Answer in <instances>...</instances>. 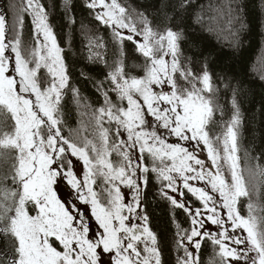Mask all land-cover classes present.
Returning <instances> with one entry per match:
<instances>
[{
	"label": "snow or ice",
	"instance_id": "obj_1",
	"mask_svg": "<svg viewBox=\"0 0 264 264\" xmlns=\"http://www.w3.org/2000/svg\"><path fill=\"white\" fill-rule=\"evenodd\" d=\"M69 4L65 0L66 8ZM86 6L112 30L118 45V59L106 76L109 86L98 88L103 104L96 109L69 84L64 50L45 3L21 0L7 31V13L0 10V157L5 165L0 264H161L141 202L150 173L161 181L162 195L190 218V229L177 234L181 264H198V254L189 248L198 253L206 237L218 248L219 264H264V205L253 202L258 189L248 188L240 167L235 97L223 132L213 134L223 109L212 74L182 65L183 31L175 25L161 29L120 0H87ZM194 7L193 0L177 5L184 11ZM240 8L229 0V13ZM25 15L31 18L34 46L22 40ZM125 40L143 58L134 66L139 74L125 70ZM94 48H103L102 41H90L89 59H103ZM69 92L80 115L87 116V122H79L78 139L62 132ZM201 145L210 165L196 154ZM72 158L82 162V174ZM256 168L264 176V166ZM61 184L71 199L62 198ZM122 186L130 190L127 197ZM184 190L199 206L184 199ZM241 197L249 198L247 216L241 215Z\"/></svg>",
	"mask_w": 264,
	"mask_h": 264
},
{
	"label": "trees",
	"instance_id": "obj_2",
	"mask_svg": "<svg viewBox=\"0 0 264 264\" xmlns=\"http://www.w3.org/2000/svg\"><path fill=\"white\" fill-rule=\"evenodd\" d=\"M42 2L49 10V22L64 50L70 86L79 89L83 103H87L92 109L99 108L103 104V96L98 88L101 84L103 88H108L107 73L118 59V45L113 39L112 30L95 19V10L86 6L87 0H70L67 8L65 0ZM120 2L134 10V13H143L161 29L175 25L183 31L182 65L196 74L205 69L212 74L216 100L223 109L222 119L219 113L216 115L213 134L223 132L224 124L233 114L232 100L235 97L241 121L238 138L240 167L248 188L258 189L253 194V202L264 205V176H260L256 168L257 164L264 166V0H231L233 4H240L239 13L228 12L229 0H193L195 7L187 11L177 8L179 0ZM20 3L21 0H0V10L7 13L6 31L13 26L15 6ZM132 18L137 21L139 28V18L135 14ZM73 19L74 23L71 22ZM8 34L11 36L14 32ZM22 40L25 46H34L33 25L28 15L24 17ZM90 41H102L103 48H94L93 51H99L103 59H89ZM123 49L125 70H133L134 74H139L140 69L134 66L141 64L143 58L135 53L130 41H124ZM65 99V124L62 132L65 136L78 139L79 122H87V116L80 115L82 109L73 101L71 92ZM91 138L89 135V139ZM72 159L74 167L82 165V162ZM113 159H116L115 154ZM221 164L225 177L230 179V170L223 161ZM4 167L3 158L0 157V172ZM100 184L101 181L97 180V191H100ZM161 188V181L150 173L148 185L141 194V202L149 215V226L156 235L161 264H181L184 253L178 247L177 234L180 232L182 235L183 229H190L191 221L183 209L173 206L162 195ZM184 191V199L199 206L195 197L187 193V190ZM60 194L63 199H67L63 189ZM248 202V197H241V215L247 216ZM189 250L194 255L198 254V264H219L218 248L207 237L203 239L198 253L191 247Z\"/></svg>",
	"mask_w": 264,
	"mask_h": 264
},
{
	"label": "rangeland",
	"instance_id": "obj_3",
	"mask_svg": "<svg viewBox=\"0 0 264 264\" xmlns=\"http://www.w3.org/2000/svg\"><path fill=\"white\" fill-rule=\"evenodd\" d=\"M170 140H173V138H169ZM191 150V149H190ZM196 154L199 156V158L203 159L206 163V165H210L211 164V161L208 159V155H207V151L206 149L201 145L200 148H198L196 150ZM76 159V158H75ZM75 170L77 171L78 174H82L83 172V166L80 164L79 166H75ZM60 188V192L61 190L63 189V192H65V194L67 195V199H71L70 195H69V190L68 188L64 185V184H61L59 186ZM122 191L125 192L126 194V197L128 196L129 194V189H126V188H122ZM172 195H175L173 193H171ZM88 206H84V208H87ZM211 231H215L216 230V226H211ZM238 233H240L241 236L245 235V233H243L241 230H237ZM233 264H236V262H233Z\"/></svg>",
	"mask_w": 264,
	"mask_h": 264
}]
</instances>
